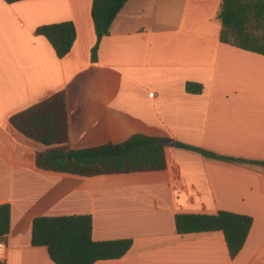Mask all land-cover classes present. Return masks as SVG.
<instances>
[{
	"label": "crops",
	"instance_id": "obj_1",
	"mask_svg": "<svg viewBox=\"0 0 264 264\" xmlns=\"http://www.w3.org/2000/svg\"><path fill=\"white\" fill-rule=\"evenodd\" d=\"M91 5L0 0V203L10 204L5 264H55L44 246L31 244L33 217L85 213L94 240L132 239L121 257L93 264H264V167L255 163L264 159V55L220 41L221 0H128L94 62ZM66 20L76 37L60 58L34 30ZM186 81L201 83L202 92H186ZM61 90L68 148L144 133L174 141L164 146L166 167L94 176L38 168L39 142L9 118ZM219 210L252 217L232 258L221 231H175L176 213Z\"/></svg>",
	"mask_w": 264,
	"mask_h": 264
},
{
	"label": "trees",
	"instance_id": "obj_2",
	"mask_svg": "<svg viewBox=\"0 0 264 264\" xmlns=\"http://www.w3.org/2000/svg\"><path fill=\"white\" fill-rule=\"evenodd\" d=\"M127 1L92 0L91 17L96 35L91 48L92 61L97 60L100 40L109 34L113 20ZM217 18L222 43L264 55V0H221ZM34 33L46 37L60 58L70 51L76 37L74 23L70 20L39 25ZM185 90L201 93L203 85L186 81ZM9 121L24 136L48 146L35 153V164L43 170L94 176L158 171L166 167L162 138L144 133L132 134L119 142L68 148L66 96L62 90L12 114ZM175 145L205 156L235 159L180 141ZM255 163L264 167V159ZM174 224L178 234L221 231L232 258L244 245L252 217L228 210L214 214L181 212L175 214ZM9 231L10 204L0 203V240H5ZM30 241L33 246H44L55 264H93L98 260L116 259L132 245L131 238L94 240L92 216L88 213L35 216L31 222Z\"/></svg>",
	"mask_w": 264,
	"mask_h": 264
},
{
	"label": "built area",
	"instance_id": "obj_3",
	"mask_svg": "<svg viewBox=\"0 0 264 264\" xmlns=\"http://www.w3.org/2000/svg\"><path fill=\"white\" fill-rule=\"evenodd\" d=\"M7 254V244L5 240H0V264H5Z\"/></svg>",
	"mask_w": 264,
	"mask_h": 264
},
{
	"label": "water",
	"instance_id": "obj_4",
	"mask_svg": "<svg viewBox=\"0 0 264 264\" xmlns=\"http://www.w3.org/2000/svg\"><path fill=\"white\" fill-rule=\"evenodd\" d=\"M161 142L164 144H174L172 139H162ZM66 156H68V152H66Z\"/></svg>",
	"mask_w": 264,
	"mask_h": 264
},
{
	"label": "rangeland",
	"instance_id": "obj_5",
	"mask_svg": "<svg viewBox=\"0 0 264 264\" xmlns=\"http://www.w3.org/2000/svg\"><path fill=\"white\" fill-rule=\"evenodd\" d=\"M36 144H39V145L41 146V149H43V150H46V148H47V147L44 146L43 144H40V143H36ZM43 150H42V151H43Z\"/></svg>",
	"mask_w": 264,
	"mask_h": 264
}]
</instances>
